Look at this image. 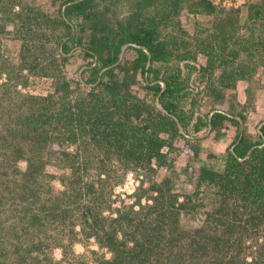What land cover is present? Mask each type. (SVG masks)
Wrapping results in <instances>:
<instances>
[{
	"label": "trees",
	"instance_id": "1",
	"mask_svg": "<svg viewBox=\"0 0 264 264\" xmlns=\"http://www.w3.org/2000/svg\"><path fill=\"white\" fill-rule=\"evenodd\" d=\"M133 1L129 19L117 23L100 11L96 0H66L57 18L35 6L27 9L22 0H0V12L15 16L11 22L22 40L18 65L0 62V212L7 206L10 212L0 215V264H51L53 230L62 227L71 236L78 223L81 233L97 238L112 254L98 264H264V123L256 142L238 137L223 173L200 170L201 180L219 184L221 199L210 214L215 220L211 229L181 228L186 202L178 203L179 196L171 194L165 203L170 189L164 182L152 183L146 190L152 202L140 206L144 212L117 210L112 217L103 215L102 202L81 205L91 193L102 196L103 183L111 176L106 157L122 160L125 169L131 165L144 169L163 155V147L183 135L176 119L183 128L190 122L181 107L188 93L180 67L167 64L194 59L213 46V40L205 38L196 50L185 38L161 36L160 27L172 11L178 15L184 9V0H163L156 16L144 11L160 0ZM16 5L21 6L18 12L13 10ZM199 5L214 8L206 0H194L190 10ZM261 16L264 19V10L256 8L252 18ZM76 19L82 20L80 31L89 29L87 43L84 36L75 35ZM228 26L221 22L213 33L220 37L222 50L232 47ZM5 27L1 25L2 30ZM62 27L67 35L58 33ZM260 38L252 45L259 42L264 48ZM74 41L90 59L76 77L63 69ZM207 52L217 55L213 47ZM156 63L165 69L155 68ZM30 76L53 79L54 90L46 95L22 91ZM139 76L164 110L134 92ZM222 76L224 90L233 88L240 74L228 69ZM221 96L219 91L215 98ZM224 121L241 126V120L225 109L215 110L207 119L213 128ZM97 156H102L97 164L100 186L86 175ZM20 161L26 162L24 169ZM48 164L67 169L59 177L63 189L56 190L45 180ZM7 236H12L9 242ZM254 253L258 255L249 261L248 254Z\"/></svg>",
	"mask_w": 264,
	"mask_h": 264
},
{
	"label": "rangeland",
	"instance_id": "2",
	"mask_svg": "<svg viewBox=\"0 0 264 264\" xmlns=\"http://www.w3.org/2000/svg\"><path fill=\"white\" fill-rule=\"evenodd\" d=\"M22 1L27 9L35 6L48 13L51 18H57L61 16L60 11L65 7L66 0ZM96 1L100 4V11L117 23L118 21H127L135 9L133 0ZM162 1L160 0L157 4L145 9L144 13L147 12L148 16H156L164 6ZM206 1L211 3L214 8L199 5V9L198 6H195L196 10L193 11L190 10V6L194 0H184V9L178 15L173 14L172 11L170 18L160 27L162 37L180 36L189 43H193L192 48L196 50H200L198 43L203 39L213 40V52L217 53L213 56L208 54L207 51L212 50V47L208 46L209 48L205 47L206 52L199 53L194 59L179 62L174 59L167 64L174 69L177 68L176 66L180 67L184 78L182 83L188 93L181 102V107L190 118V122L186 128L181 127L182 130L178 124L179 131L183 135L177 136L171 145L163 147V155L158 160L153 159L150 165L144 169H136L131 164L128 169H125L122 160L117 157L110 159L106 157L111 176L108 182L103 183L102 196L100 192L91 193L81 202V205H91L96 202V205H99L98 203L102 202L104 204L103 215L115 217L117 210H140L141 205L151 203L152 201H148L146 190L152 183L164 182V187L168 186L170 189L164 195L165 203L170 200L171 194L179 196L178 203L186 202V209L180 213L181 228L192 231L203 225L208 229L215 226V220L210 214L218 208L217 205L221 199L217 193L219 184L201 180L200 170L209 168L217 173H223L229 152L240 135H244L249 142H256L260 139V128L264 123V48L259 42L253 45L252 43L260 40V37L264 38V31L261 29L264 19L263 16L260 18H252V16H254L256 8L264 10V0ZM105 5H108V11L105 10ZM20 7L16 5L13 10L18 12ZM15 19V16L8 11L0 12V52H2L0 62L7 60L9 65H18L22 46V40L18 34L19 28H16L11 22ZM73 21L75 35L84 36V42L87 43L89 29L86 27L85 30L80 31L79 25L82 20ZM39 22L41 23V21ZM221 22L227 23L230 30L228 36L231 39L232 47L230 46L226 50L219 47L218 39L220 37L213 35ZM42 23H45L44 20ZM2 24L6 25L4 30L1 28ZM83 24L86 25L87 22L84 20ZM46 33L52 35L49 30H46ZM58 33L67 35L66 28H60ZM12 37L17 38L13 39ZM70 45L73 47L63 69L68 76L72 74L76 77L86 67V63L90 59L84 57V53L78 48L79 45L76 44V41ZM56 57H61L58 52ZM249 66L254 69L250 71ZM154 67L163 69L164 64L156 63ZM228 69L238 72L240 76L233 88L223 90L221 89V84L224 81L222 75ZM243 70L245 76L241 78ZM27 71L25 69L24 73H28ZM29 80L28 86L21 88L22 91L46 95L54 90L51 78L30 76ZM139 81L133 86L134 92L152 104L155 101L157 105V96L154 90L147 87V83L141 76H139ZM219 91L222 96L217 99L215 96ZM220 109L234 114L237 119L241 120V126L224 121L223 125L215 128L210 127L207 119L215 110ZM240 115H243L244 118L242 119ZM75 148L76 146L70 147L71 150ZM100 158L102 156L94 157L95 165L93 164V168L86 171L87 177L95 180L97 186H100L97 180V164ZM19 165L24 169L26 162L20 161ZM46 172L48 176H45V180L47 178V182H50L56 190L63 189L59 177L64 172H68L67 169L55 164H48ZM129 173H133V179L128 177ZM100 196L101 201L98 200ZM105 205L107 206L105 207ZM7 208L8 206L2 209L0 215H10ZM140 211L144 212L145 210L141 209ZM93 213H95V209ZM76 214L78 213L74 215ZM75 230L77 234L75 231L71 236L69 232L62 230V227L53 230L52 238L49 241L50 244H53V248L50 250L45 248V252L48 250V254L51 255V264H98L101 258H111L110 251L106 247H102L97 238L87 237L81 233L80 223L75 226ZM7 237L9 242L12 236ZM129 245L132 246L133 243H129ZM41 255L44 256L42 253ZM255 255V253L248 254V260H252ZM263 259L262 256L261 260Z\"/></svg>",
	"mask_w": 264,
	"mask_h": 264
},
{
	"label": "water",
	"instance_id": "3",
	"mask_svg": "<svg viewBox=\"0 0 264 264\" xmlns=\"http://www.w3.org/2000/svg\"><path fill=\"white\" fill-rule=\"evenodd\" d=\"M128 45H130V44L125 45V46L123 47V50H125V48H126ZM164 86H165V85H164ZM157 105H158V107H159L160 109L164 110V108L161 106V104H160V102H159V99H157ZM176 120H177V123L180 125L179 120H178V119H176ZM210 127H211V124H210ZM210 127H209V128H210ZM180 128H181V125H180ZM181 130H182V128H181Z\"/></svg>",
	"mask_w": 264,
	"mask_h": 264
},
{
	"label": "built area",
	"instance_id": "4",
	"mask_svg": "<svg viewBox=\"0 0 264 264\" xmlns=\"http://www.w3.org/2000/svg\"><path fill=\"white\" fill-rule=\"evenodd\" d=\"M132 176H133V173H129V174H128V177H129L130 179H133ZM138 183H139V180H138Z\"/></svg>",
	"mask_w": 264,
	"mask_h": 264
}]
</instances>
